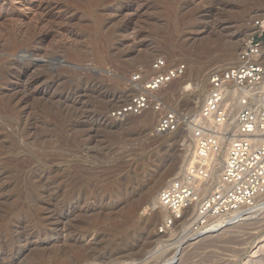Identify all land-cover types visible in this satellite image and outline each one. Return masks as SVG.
Returning a JSON list of instances; mask_svg holds the SVG:
<instances>
[{"label":"rangeland","instance_id":"rangeland-1","mask_svg":"<svg viewBox=\"0 0 264 264\" xmlns=\"http://www.w3.org/2000/svg\"><path fill=\"white\" fill-rule=\"evenodd\" d=\"M255 20L264 0H0V264H264V208L198 231L187 210L163 228L152 201L191 162V136L153 133L155 109L111 116L156 58L185 65L155 94L163 109L197 111Z\"/></svg>","mask_w":264,"mask_h":264},{"label":"built area","instance_id":"built-area-1","mask_svg":"<svg viewBox=\"0 0 264 264\" xmlns=\"http://www.w3.org/2000/svg\"><path fill=\"white\" fill-rule=\"evenodd\" d=\"M251 25L256 36L243 43L235 62L209 72L207 91L197 111L182 115L163 109L155 94L181 77L185 65H169L164 58H156L145 79L141 74L131 77L135 93L111 112L113 118H120L151 109L162 111L153 133L181 129L193 140L191 162L158 192L157 205L167 213L163 228L181 219L190 207L195 208L196 229L252 207L264 196V20ZM222 153L221 173L213 185L214 158Z\"/></svg>","mask_w":264,"mask_h":264},{"label":"bare ground","instance_id":"bare-ground-1","mask_svg":"<svg viewBox=\"0 0 264 264\" xmlns=\"http://www.w3.org/2000/svg\"><path fill=\"white\" fill-rule=\"evenodd\" d=\"M235 45H236V43L235 42H230V46H229V50H228V52H227V54L225 55V59H229L230 58V55H231V52H232V50L234 49V47H235ZM261 59L263 60L264 59V51L262 52V57H261ZM14 63V65L15 66H19L18 64H19V62L18 61H15V62H13ZM191 95H194L195 96V92H193V93H191ZM189 99H191V98H189ZM204 99V98H203ZM136 119V118H135ZM131 121V120H130ZM192 140V139H191ZM184 145V144H183ZM186 145V144H185ZM191 146H193L194 147V144H193V140L189 143V144H187V148L188 147H191ZM185 148V147H184ZM188 150V149H187ZM181 151H183V148H182V150ZM185 151V150H184ZM182 152L181 154H179V157H178V159L176 158L175 160H172L167 166H165V167H163L162 168V170H160V171H158V172H156V173H154L153 175H152V177H151V179H150V182L149 183H151V182H153V185H151V186H146V189H145V192L143 193L144 195V198H145V200H149V199H151L152 198V196H153V194H154V191L158 188V187H160L161 185H162V183L166 180V178L169 176V175H172L173 173H175V171L176 170H178V167H179V164H180V162L182 161V160H180V159H183L184 158V156H182L185 152ZM186 154V153H185ZM224 153H222V154H220L219 156H217V157H215L214 158V164H215V166H214V169H213V171H212V184L213 185H215V183L218 181V179H219V176H220V173H221V168H222V163H223V158H224ZM192 157H193V153H192V155H191ZM164 166V165H163ZM148 183V184H149ZM154 197V196H153ZM143 198V197H142ZM141 198V199H142ZM155 200V199H154ZM152 201L153 202V206H152V210H157L158 209V207L156 206V201ZM134 208V207H133ZM250 209L251 208H253L254 210H257V209H263L264 208V196H261V197H259L255 202H254V205L252 206V207H249ZM244 209H246V208H244ZM244 209H242V210H240L239 212H236V214L234 213V216H229L230 214H228V215H225V216H221V217H218V218H216V219H213V220H211V221H209L208 222V224L205 226V227H207V226H209V228H214V229H216V227H218L221 223L223 224V222H225V223H227V221H231V220H233V219H235V217L236 216H241L240 214V212H242ZM134 210V209H133ZM189 211H191V212H193V214L195 213V208L194 207H190L189 209H188ZM158 211H162V213H164L165 215L167 214L163 209H158ZM155 212V211H154ZM69 213L71 214V215H73V217H74V214H73V212L72 211H70L69 210ZM240 213V214H239ZM244 213V212H243ZM250 213V212H249ZM232 214V213H231ZM195 215V214H194ZM236 215V216H235ZM70 216V215H69ZM77 216V215H76ZM75 216V217H76ZM96 216H99V215H96ZM71 217V216H70ZM69 218V217H68ZM195 218V217H194ZM222 218H225V219H222ZM69 220V219H68ZM73 220V219H72ZM191 224V223H190ZM210 224V225H209ZM189 225V224H188ZM190 226V225H189ZM221 226H223V225H221ZM191 228L190 229H192L193 231H198V230H201V229H203V227L204 226H202V227H197L196 229H194V227H193V225L192 226H190ZM204 227V228H205ZM225 228V227H224ZM187 229V228H186ZM185 229V230H186ZM189 229V230H190ZM210 230H212V229H210ZM193 231H190V233L192 232L193 233ZM188 232V231H187ZM197 233V232H196ZM198 234V233H197ZM189 235V234H188ZM182 236H184V235H182ZM71 237V236H70ZM190 237V236H189ZM74 238V237H73ZM75 238H76V236H75ZM52 241V240H51ZM51 241L50 242H48V243H46L45 244V246H48L47 244H54L53 242L51 243ZM65 243V242H64ZM60 244V243H59ZM62 244V243H61ZM78 247V246H77ZM73 248H75V250L77 251V253H78V259H81L82 257L84 258V253L82 252L83 250H81V249H84V248H76L75 246H72V245H70V247H69V245H68V249H73ZM182 251V250H181ZM179 254V253H178ZM181 254V253H180ZM87 257H89V255H87ZM178 257V256H177ZM89 258H91V257H89ZM176 258V255H174V257L172 258V260L173 259H175ZM85 259H87V258H85ZM13 260V259H12ZM171 260V261H172ZM174 261V260H173ZM80 262H81V260H80ZM11 263V261H9V263H7V264H10ZM175 263V262H174ZM167 264H172V262L171 263H167Z\"/></svg>","mask_w":264,"mask_h":264}]
</instances>
